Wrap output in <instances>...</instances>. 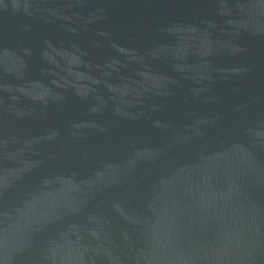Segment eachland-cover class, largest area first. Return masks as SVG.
I'll return each instance as SVG.
<instances>
[{"label":"water","instance_id":"obj_1","mask_svg":"<svg viewBox=\"0 0 264 264\" xmlns=\"http://www.w3.org/2000/svg\"><path fill=\"white\" fill-rule=\"evenodd\" d=\"M0 264H264V0H0Z\"/></svg>","mask_w":264,"mask_h":264}]
</instances>
